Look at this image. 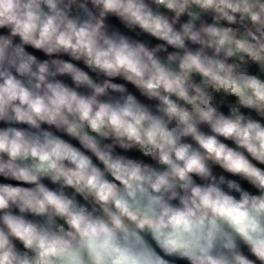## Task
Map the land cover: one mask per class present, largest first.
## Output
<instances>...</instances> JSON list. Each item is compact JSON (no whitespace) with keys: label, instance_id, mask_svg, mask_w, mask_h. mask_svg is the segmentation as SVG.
Wrapping results in <instances>:
<instances>
[{"label":"clouds","instance_id":"obj_1","mask_svg":"<svg viewBox=\"0 0 264 264\" xmlns=\"http://www.w3.org/2000/svg\"><path fill=\"white\" fill-rule=\"evenodd\" d=\"M91 2L100 8L99 18L90 15L77 23L59 7L62 0H5L0 27L8 26L25 44L48 54L68 52L107 77L123 78L145 97L158 100L161 115H154L131 94L115 104L100 102L98 97L109 89L123 93L124 86L111 80L97 85L71 64H58L56 71L71 73L77 84L91 87V97L49 82L48 64L36 65L34 57L0 40V120L35 129L41 123L63 129L104 166L102 171L83 152L48 131H0V175L35 185L0 184L4 213L0 264H168L147 244L145 232L166 256L185 264H264V168L252 162L264 164V124L241 112L245 108L264 116V79L226 62L238 57L244 63L247 57L264 73V0H155L177 17L188 12L195 18L189 11L192 5L229 24L239 16L251 24L241 34L212 25L195 30L192 23L176 31L144 0ZM80 6L86 9V4ZM109 14L167 45L184 49L189 40L214 49L217 56L223 53L225 59L185 51L163 61L156 54L159 48L109 36L104 31ZM6 63L25 80L8 74ZM193 73L200 75L201 84L193 81ZM227 97H235L236 105L225 115L220 108ZM201 125H207L211 134L202 132ZM186 137L196 147L183 142ZM220 137L233 141L236 148ZM104 138L125 150L135 148L166 167L158 170L140 159L113 155V146L101 143ZM209 162L240 177L256 192L224 176L217 180ZM193 176L210 183L197 184ZM42 178L61 185V190L49 189ZM225 183L230 191L221 187ZM64 187L80 194L90 207L66 195ZM12 206L43 218L42 222L5 211ZM236 237L255 260L243 254Z\"/></svg>","mask_w":264,"mask_h":264},{"label":"crops","instance_id":"obj_2","mask_svg":"<svg viewBox=\"0 0 264 264\" xmlns=\"http://www.w3.org/2000/svg\"><path fill=\"white\" fill-rule=\"evenodd\" d=\"M4 2L5 0H0V6H2ZM144 3L148 5V7L154 12V14H159L167 18L176 31H182L183 25L186 23H192L195 30H199L201 27H206L210 25L216 26L213 23L207 21L201 10L195 5H192L189 9L190 12L195 14V18H193V16L189 15L188 12H185L184 14H181L179 17H177L173 11L167 9L164 5L157 4L155 0H144ZM81 4H86V9L82 8L80 6ZM42 7H44L45 11H48L46 6ZM59 7L64 10L71 19L76 20L77 23H83L84 21L88 20L90 18V15L92 17L99 18L100 14V8L98 6L93 5L91 0H76L75 3H72V0H62V3L59 5ZM237 18H239V16H237ZM243 22L245 24L244 31L247 28L251 27L250 22H248L247 20ZM104 31L109 36H123L129 39L130 41L143 43L149 49L159 48L160 50L156 54L163 61H167V57L169 55L176 54L182 56L185 51H192L193 53L199 51L209 57H215L219 59L224 58L223 53H220L219 56H217L214 49L204 47L199 43H194L189 40L185 41L184 49H178L173 46L167 45L166 42L158 40L152 35L141 30L139 27L129 26L119 17H116L112 14H109L107 17L104 18ZM0 40H8L11 42V48H21L26 56L34 57L36 65L48 64L50 67V74L47 76L49 82L59 83L70 90L76 91L77 94L80 96L91 97L93 95V89L91 87L87 85L77 84L71 73H60L56 71V67L58 64H71L76 70L88 75L89 78L93 81V83L97 85H102L106 80H111V82L113 83L121 84L124 86L125 92L123 93L109 89L107 94L98 97L100 102L115 104L117 102H122L124 97L131 94L135 96V98L141 104L148 107L154 115H161V113L157 111V106L159 104L158 100L149 99L145 97L135 86L128 83L121 77L110 78L99 70H93L84 62L83 59H77L68 52L60 51L48 54L42 49H37L29 44H25L19 36L12 34L11 29L8 26L0 27ZM171 67L173 69H177L178 61L173 63ZM4 70L8 74L18 79H21L22 81L25 80L24 77L19 76L15 68L8 66L7 63L4 66ZM249 73L257 75L261 79H264V73L260 72L258 65H256L255 63ZM10 128L22 130L29 133L48 131L54 136H57L63 139L65 142L71 144L79 151L83 152L92 160L93 164L97 165L100 162L90 150L84 148V146L79 142L77 138L68 135L63 129H57L53 125L41 123L40 128L35 129L26 123L16 122L8 119L0 120V131L7 130ZM89 134L94 136L96 135L95 133L91 132ZM97 138L100 139L99 137ZM101 143L112 145L113 153L121 149L118 145L114 144L111 138L101 139ZM41 183H43L46 187L51 190H60V185L52 183L49 178H42ZM0 184H11L13 186H22L25 188L35 187V185L22 183L11 178H7L3 175H0ZM5 211H8L14 215H23L26 219L29 220L33 216L29 213H21L19 209L15 206H12L10 209ZM3 214V212H0V216H2Z\"/></svg>","mask_w":264,"mask_h":264},{"label":"built area","instance_id":"obj_3","mask_svg":"<svg viewBox=\"0 0 264 264\" xmlns=\"http://www.w3.org/2000/svg\"><path fill=\"white\" fill-rule=\"evenodd\" d=\"M199 8V7H198ZM200 9V8H199ZM201 10V9H200ZM201 12L203 13L205 19L211 23H213L214 25H216L217 27H231L233 28L238 34H241L244 32V28H245V24L244 22H241L239 20V18H237V22L234 23V24H229L226 20H216L215 19V16H216V13L212 12V11H204V10H201ZM225 59V57L223 58ZM245 61L244 63H242L238 57H232V58H227L226 62L228 63H235V64H240V67L241 68H244V69H247L248 72L251 71L254 63L250 60L247 59V57H245ZM192 79L195 83L197 84H201L202 83V78L200 77V75L196 74V73H193V76H192ZM207 91H209L210 93H212L214 96H216L217 99H219V94L217 93H214L212 92V89L208 88ZM173 100H175L177 103H180L183 105V101H180L178 100L175 96L171 97ZM171 126H174V123ZM113 155H120V156H123L124 158H131V159H139L141 158L143 155L138 151L136 150L135 148L134 149H131V150H125V149H119L118 151L114 152ZM97 167H99L102 171H103V164L102 162H99L97 165ZM107 175V174H106ZM109 179H111V177L109 176L108 177ZM60 190H61V185H60ZM64 191V193L66 195H68L69 197H74L78 203L82 204V205H88V202L86 200H84V198L78 194V193H75L74 190L72 188H69V187H64L62 189ZM90 207V205H88ZM42 219L41 217H37V216H32L30 218L31 221L33 222H42ZM60 223H62V221H58ZM16 246L18 249H20L21 251H23V246L22 244L17 241L16 242Z\"/></svg>","mask_w":264,"mask_h":264},{"label":"trees","instance_id":"obj_4","mask_svg":"<svg viewBox=\"0 0 264 264\" xmlns=\"http://www.w3.org/2000/svg\"><path fill=\"white\" fill-rule=\"evenodd\" d=\"M220 99V98H219ZM217 99V100H219ZM220 111H222L225 115L229 114L230 112V107L228 106L227 104V101L225 100V103L223 105V107L220 108ZM200 129L202 132H204L205 134H211L210 133V128L207 126V125H201L200 126ZM223 143L227 144L229 147H233V148H236V145L233 143V141L231 140H226L225 138L223 137H220L219 138ZM183 142L185 143H190L192 144L194 147H196L195 145V141H193L191 139V137H186L184 138ZM140 160L146 162V163H149L152 167L156 164H158L157 161L151 159L150 157H144L142 156L141 158H139ZM210 164V167L212 169V174L217 178V180H219V177L220 176H224L226 180H235L237 181L238 183H240V185L246 189V190H249L253 193L256 192V189L253 188L251 185H249L246 181L242 180L240 177L238 176H232L231 174L227 173V172H224L223 169H221L218 165L212 163V162H209ZM164 169V168H163ZM162 169V170H163ZM193 180L195 183L197 184H201V185H206L208 183H210L209 180H206V179H203L201 177H198V176H193ZM221 187L224 188L225 191H230L228 188H227V184L225 183L224 185H221ZM231 194L233 195H236L238 197V193H235V192H232ZM172 203L176 206H179V201L178 200H174L172 201ZM247 247H240V250L243 252V254H245L249 259H252V260H255L256 258L254 256H252L250 254V252L247 251L246 249ZM178 264H185V262H181V263H178ZM256 264H259V261H256Z\"/></svg>","mask_w":264,"mask_h":264},{"label":"water","instance_id":"obj_5","mask_svg":"<svg viewBox=\"0 0 264 264\" xmlns=\"http://www.w3.org/2000/svg\"><path fill=\"white\" fill-rule=\"evenodd\" d=\"M153 167L158 169V170H162L166 166L158 163V164L154 165ZM143 237H144V239L148 245H150L152 248H154L161 256H164V258L168 261V264H178V263L184 262L177 257L166 256L165 253L157 246L156 242L152 239V237L149 233H147V232L143 233ZM236 240H237V243L239 245V248L240 247H246V245L243 243V241H241L238 237H236Z\"/></svg>","mask_w":264,"mask_h":264},{"label":"rangeland","instance_id":"obj_6","mask_svg":"<svg viewBox=\"0 0 264 264\" xmlns=\"http://www.w3.org/2000/svg\"><path fill=\"white\" fill-rule=\"evenodd\" d=\"M226 101H227V104L230 107V109L233 106L236 105V98L235 97H227L226 98ZM241 112L244 113L246 116H248V117H250V118H252L254 120H257V121L261 122L262 124H264V116H261L260 114H258L254 110H249V109L241 108ZM249 159H251L250 156H249ZM252 162L254 164H256L258 167L264 168V164H260L259 162L255 161V160H253ZM246 249L249 252L248 248H246Z\"/></svg>","mask_w":264,"mask_h":264}]
</instances>
